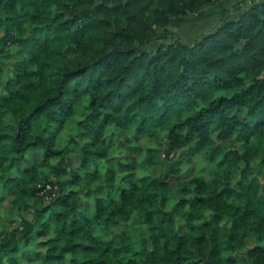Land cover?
<instances>
[{"label": "trees", "instance_id": "16d2710c", "mask_svg": "<svg viewBox=\"0 0 264 264\" xmlns=\"http://www.w3.org/2000/svg\"><path fill=\"white\" fill-rule=\"evenodd\" d=\"M220 1L0 0V264H264V0L169 28Z\"/></svg>", "mask_w": 264, "mask_h": 264}, {"label": "rangeland", "instance_id": "374dc122", "mask_svg": "<svg viewBox=\"0 0 264 264\" xmlns=\"http://www.w3.org/2000/svg\"><path fill=\"white\" fill-rule=\"evenodd\" d=\"M239 1L241 0H223L222 2L220 1L217 4L210 5L204 8L198 13L173 18L169 24V28L181 38L195 36L204 32H208L212 30L219 21V9L222 7L230 9L234 3H237ZM126 139L128 140L129 144L125 150L131 152V154L138 161L144 156L146 146L153 144V138L148 139L144 136L138 137L131 130L120 129L112 125L108 126L105 129L104 142L108 146V148L113 152H118L116 149H114L116 143L124 142ZM196 164L197 163H191L189 165H184L181 168L180 174L182 179H188L196 172ZM142 171H153L155 175H159L161 174L162 169L159 165H155L154 168H150L148 166L145 167L143 165ZM87 202V199L83 198L81 202L82 206L86 207ZM24 216L27 217L28 214L24 213ZM121 229H125L132 232L133 227L127 224H121L112 227L113 232H117ZM142 230L147 233L146 227H143ZM252 241L253 240L249 239L247 241V244L251 245Z\"/></svg>", "mask_w": 264, "mask_h": 264}, {"label": "built area", "instance_id": "2783aa9c", "mask_svg": "<svg viewBox=\"0 0 264 264\" xmlns=\"http://www.w3.org/2000/svg\"><path fill=\"white\" fill-rule=\"evenodd\" d=\"M52 179H54V178H52ZM56 190H57V185L47 184V185H45L44 188H42L39 191L38 194L43 195L45 198H52L55 196ZM48 191H50V193H48Z\"/></svg>", "mask_w": 264, "mask_h": 264}, {"label": "crops", "instance_id": "0c3cea01", "mask_svg": "<svg viewBox=\"0 0 264 264\" xmlns=\"http://www.w3.org/2000/svg\"><path fill=\"white\" fill-rule=\"evenodd\" d=\"M222 1H223V0H222ZM222 1H221V2H222ZM201 11H202V10H201ZM191 35H192V34H191ZM186 36H187V35H186Z\"/></svg>", "mask_w": 264, "mask_h": 264}]
</instances>
